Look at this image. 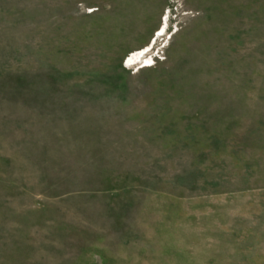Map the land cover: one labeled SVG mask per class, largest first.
Listing matches in <instances>:
<instances>
[{
	"label": "rangeland",
	"instance_id": "374dc122",
	"mask_svg": "<svg viewBox=\"0 0 264 264\" xmlns=\"http://www.w3.org/2000/svg\"><path fill=\"white\" fill-rule=\"evenodd\" d=\"M0 264H264V0H0Z\"/></svg>",
	"mask_w": 264,
	"mask_h": 264
}]
</instances>
